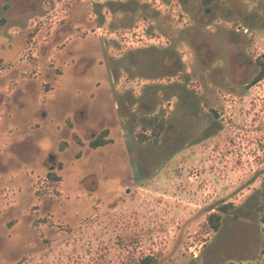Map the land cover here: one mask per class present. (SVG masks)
<instances>
[{
    "label": "rangeland",
    "instance_id": "rangeland-1",
    "mask_svg": "<svg viewBox=\"0 0 264 264\" xmlns=\"http://www.w3.org/2000/svg\"><path fill=\"white\" fill-rule=\"evenodd\" d=\"M141 2L0 0V264H264V0Z\"/></svg>",
    "mask_w": 264,
    "mask_h": 264
},
{
    "label": "flooded vegetation",
    "instance_id": "flooded-vegetation-1",
    "mask_svg": "<svg viewBox=\"0 0 264 264\" xmlns=\"http://www.w3.org/2000/svg\"><path fill=\"white\" fill-rule=\"evenodd\" d=\"M128 1H129V0H117V2H119V3H122V2H126V3H127ZM152 1H153V0H142L141 5H142V6H146V7H148V8L150 9V7H151L150 4H151ZM155 2H156V1H155ZM109 6H110V7H109L110 10H112V9L115 8V7H114V3H111V2H110ZM156 7H158V6H153V8H156ZM154 10H155V12H160V7H159V8H156V9H154ZM205 12H206V13H207V12H211V9H209V8H207V7H204L203 9H201L200 13L198 14V18L201 17ZM235 35H237V33H235ZM122 45H123V44H122ZM110 46H111V45H109V47H110ZM124 46H125V45H124ZM130 48H131V47L128 46V47H127V50H128V49H129V50H132V49H140L139 47H133V48H131V49H130ZM141 49H142V48H141ZM146 51H147V50H146ZM146 51H144V52H146ZM125 52H127V51H125ZM147 52H148V53H147V57H151V58L154 60V57H152V56H153L152 53H151V55H150V52H149V51H147ZM134 55H135V54H134ZM136 56H137V55H135V58H136ZM132 57H134V56H132ZM208 64H209V63H208ZM208 64H207V65H208ZM109 80H110V78H109ZM110 82H111V81H110ZM29 85H30V84H27V85L24 87V89H25L26 91H28V93L31 94L32 92H33V93L38 92V90H36V91H32V90L29 88ZM0 98H1L0 101H2V103H3L4 106H8V105H10V103H11L10 100H11V99H10V100H6V99H5V96H1V95H0ZM132 101H134V100H130V102H132ZM48 102H50V101H46L44 104H42V107H43L44 105H45V107H46ZM117 103H119V102H117ZM42 107H41V108H42ZM40 112H42L44 115H46V110H45V109L40 110ZM72 114H73V113H72ZM72 114H71V115H72ZM101 123H102V122H100V124H101ZM39 124H40V123H39ZM35 125H36V124H33V125H32V128H33V129H36ZM96 130H97V128L93 129V131H92L93 134H96V133H97ZM65 136H67V135H65ZM93 142H94V141H93ZM100 148H101V147H100ZM96 149H98V148H96ZM47 152H49L51 158H55L56 155H59V156L61 155V154H59L58 152H55V149H54L52 146H50V147H48L47 149H45V151H44V156H43V157H45V155L47 154ZM43 157H42V158H43ZM42 158L40 159L39 162H42V160H43ZM0 164H1L3 167H7L6 163H3L1 159H0ZM127 191H128V189H126V192H127Z\"/></svg>",
    "mask_w": 264,
    "mask_h": 264
},
{
    "label": "trees",
    "instance_id": "trees-1",
    "mask_svg": "<svg viewBox=\"0 0 264 264\" xmlns=\"http://www.w3.org/2000/svg\"><path fill=\"white\" fill-rule=\"evenodd\" d=\"M208 1L210 2L211 0H208ZM259 66L261 68V71H260L259 75L256 77L255 82H259V81L264 79V63L259 61ZM107 134H108V131H105L104 134L100 135L94 142H92V145H91L92 148L96 149V148H100V147H103V146L109 144V141L105 140V137ZM156 135L159 136L160 132L159 133L156 132ZM53 178H56V177H53ZM231 207H232L231 205L223 206V207H221L220 212H222L223 214H226L229 212ZM220 220H221V217L217 216L215 214L210 215L208 218V222L211 224V226L213 227V229L215 231H218L220 228ZM151 260L152 259L149 258V259H147L146 262L144 261V263L145 264H155V262H151Z\"/></svg>",
    "mask_w": 264,
    "mask_h": 264
},
{
    "label": "crops",
    "instance_id": "crops-1",
    "mask_svg": "<svg viewBox=\"0 0 264 264\" xmlns=\"http://www.w3.org/2000/svg\"><path fill=\"white\" fill-rule=\"evenodd\" d=\"M10 93H11V92H10ZM45 120H48V117H47ZM35 127H36V129H40V128H41V124L38 123V124L35 125ZM31 128H32V126H31ZM62 129H63V128H62ZM60 130H61V129H60ZM66 130H67V129H66ZM71 131H72V130H71ZM65 137H66V136H64L62 139H65ZM28 138H29V137H28ZM60 140H61V139H60ZM25 142H28V139H25L23 142H22V141H20L19 143L16 142L17 144H13V147H16L17 145H21V144H23V143H25ZM44 149H46V148H44ZM23 188H24V187H19V194L22 193Z\"/></svg>",
    "mask_w": 264,
    "mask_h": 264
},
{
    "label": "water",
    "instance_id": "water-1",
    "mask_svg": "<svg viewBox=\"0 0 264 264\" xmlns=\"http://www.w3.org/2000/svg\"><path fill=\"white\" fill-rule=\"evenodd\" d=\"M130 192H131V191L128 190V191H127V194H129Z\"/></svg>",
    "mask_w": 264,
    "mask_h": 264
}]
</instances>
